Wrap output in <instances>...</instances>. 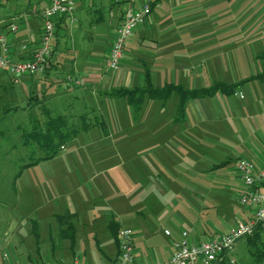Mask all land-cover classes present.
Returning <instances> with one entry per match:
<instances>
[{"label":"crops","instance_id":"crops-1","mask_svg":"<svg viewBox=\"0 0 264 264\" xmlns=\"http://www.w3.org/2000/svg\"><path fill=\"white\" fill-rule=\"evenodd\" d=\"M131 2H113L121 9L111 39ZM79 5L77 0L74 9ZM40 8L32 0L18 6L20 27L12 44L15 58L21 56V44L37 42ZM74 9L72 20L64 16L56 22L44 72L13 82L0 71L6 75L0 79V100L8 105L5 117L14 114L13 104L21 99L20 112L29 116L40 104L42 114L46 109L65 115L70 126L79 128L60 149L71 153L72 160H51L57 153L31 165H44L37 177L40 205L33 207V216L25 217L27 224L13 222L4 232L7 240L1 264L60 260L72 264L74 258L84 264H111L118 251L116 230L122 227L134 233L137 263L166 260L172 241L181 232L187 231L192 242L201 240L184 227L177 212L167 221L160 219L168 195L179 191L192 195L199 204L219 206L220 200L237 204L235 210L224 206L232 221H219L218 230L207 238L222 235L237 220H246L249 213L238 197L227 199L224 192L210 186L224 181L229 187L238 158L257 165L264 159V75L255 77L264 72V0H157L126 43L118 70L103 74L92 53L64 48L68 57L59 59L60 38L80 22ZM61 67L66 73L65 87L57 85L60 92L41 96L42 88L45 93L52 86L45 79ZM147 72L153 88L166 83L188 89L209 88L216 82L237 86L229 94L216 91L189 98L184 114L179 115L178 94L167 99L151 95ZM134 88L138 91L133 103L117 94V90ZM83 150L89 155L80 159L77 153ZM221 167L226 169L222 177L206 175L207 170L215 173ZM245 190L243 185L239 193ZM71 232L73 240L68 237ZM228 257L238 264L251 262L245 237ZM258 264H264V258Z\"/></svg>","mask_w":264,"mask_h":264},{"label":"rangeland","instance_id":"rangeland-1","mask_svg":"<svg viewBox=\"0 0 264 264\" xmlns=\"http://www.w3.org/2000/svg\"><path fill=\"white\" fill-rule=\"evenodd\" d=\"M26 1L27 0H18L19 4H23ZM33 1L35 2L36 8H38L42 6L45 0H32V2ZM78 1L80 2V5L74 9V13L80 18V22L70 33L65 37L62 36L60 38L62 50L59 59L65 61L66 57H68V53H66L64 48H67L70 51L76 50L79 54L86 53L88 55L89 53H92V57L98 61V67L102 74L107 71H117L118 69L111 70L105 66L103 54L107 50L108 43H110L113 29L116 25V14L121 8L113 5V0ZM11 2L12 0H0V20H4L2 22L0 21V27L6 21L4 17L10 13L9 9L11 8ZM111 11L112 14L110 15ZM99 15L103 18L97 21ZM81 59L82 58L80 57L79 60ZM63 69L64 68L61 67L60 70L52 71L50 76L45 79L47 85L52 83L51 88L45 93L43 88L41 89L37 87L44 93H41V96L43 95L48 98L51 97V95L60 92L56 90L57 85L65 87L66 73ZM5 76L4 73H0V79ZM27 80L28 78L25 77L24 82H27ZM37 88H33V90H37ZM4 101L5 100H0V264L3 258L2 251L5 246V241L7 240V236L4 232H8L9 225L11 228L13 222L17 221L27 224L25 223V217L33 216V207L40 205L38 196L39 181L37 177L40 172L44 171V165L41 163L36 165V167H29V170L27 168L25 170L21 168V165L29 160L32 152L33 155L40 154L39 149L36 148L34 144L29 146L22 145L21 133L23 129L26 130L30 127L31 122L29 121V117L30 119L44 118V114L38 110L41 105L36 104V106H34L35 109H31L28 116L27 113L20 112V108L24 105L22 100L16 99L13 104L14 107H16V109L14 108V114L5 117V115H3L6 114L4 109L8 105L4 104ZM86 122H91V120L88 119ZM73 123L74 125H78L79 122ZM76 140L79 142L80 138ZM77 142L76 144H78ZM88 155L89 153H86L84 150L83 152L77 153V156L80 159H84V157H87ZM51 160L66 161L72 160V157L71 153L60 150L57 157ZM209 171L210 170L206 171V175L212 174V176L217 177L220 175L222 177L224 172H226V169L222 167L218 168L215 173H209ZM17 173L18 176H16ZM236 174L237 173L232 174L234 177L232 183H229V187L224 186V181L210 187L224 192L225 195L223 194V197L225 196L227 199H236V197L239 196L238 193L243 187L242 181ZM232 175L230 174L231 177ZM29 184H32L33 186L30 187ZM209 194L211 195L210 192ZM168 197L169 199L168 202H166V208L163 211L164 216H161L162 218L160 217V219L167 221L169 216L172 215V212H177L185 221L184 227L201 240H206L208 233L210 234L218 230L216 224L219 221L222 223L225 221H232V216H230L227 213L228 210H225L224 208L225 205H229L233 210H235L237 205L232 201H227L225 203L223 200H220L221 204H219V206H211L209 203L199 204L198 201H194L191 198L193 197L192 195L190 197L186 196L181 191L170 194ZM162 232L163 230L161 229V233Z\"/></svg>","mask_w":264,"mask_h":264},{"label":"built area","instance_id":"built-area-1","mask_svg":"<svg viewBox=\"0 0 264 264\" xmlns=\"http://www.w3.org/2000/svg\"><path fill=\"white\" fill-rule=\"evenodd\" d=\"M77 0H45L39 10L41 27L37 42L21 44V56L14 57L13 39L20 27L19 19H13L0 32V71L8 73L13 82L24 75H36L44 72L52 53L55 39V25L58 19L66 16L73 19V9ZM121 0H113L117 3ZM157 0H132L123 10L115 35L111 39L104 63L108 69L119 68L123 50L136 27L142 24L151 13ZM234 170L246 190L239 193L238 200L249 213L246 220H237L235 225L218 237L209 236L206 240L192 242L187 231L181 232L179 239L173 240L171 253L166 260H152L137 263L134 256V233L130 228L118 230V251L111 264H218L225 256H230L236 243L243 237L254 233L256 227L264 228V159L255 164L246 158H238ZM170 235L168 230H164ZM232 263V258H229ZM50 264H64L62 260ZM72 264H84L74 258Z\"/></svg>","mask_w":264,"mask_h":264},{"label":"trees","instance_id":"trees-1","mask_svg":"<svg viewBox=\"0 0 264 264\" xmlns=\"http://www.w3.org/2000/svg\"><path fill=\"white\" fill-rule=\"evenodd\" d=\"M11 8L9 9V14L5 16V23L0 27L3 30L7 25L12 21V18L19 17L20 10L17 7L20 5L18 0H12ZM20 19V18H19ZM20 21V20H19ZM264 72L255 77H263ZM252 78V77H251ZM249 78V79H251ZM146 84L147 91L151 95L156 96L160 99H167L172 93H177L179 97L178 101V113L179 115L184 114V104L185 101L189 98L203 97L210 95L216 91H221L223 93L229 94L232 93L236 84H226L223 82H216L209 88H194L188 89L183 87L180 84L166 83L162 87L153 88L149 83V74L146 73ZM138 88L132 90L120 89L117 90V94L124 95L128 98L129 102L133 103L137 101L136 92ZM16 109V107H14ZM10 109V108H9ZM46 112L44 118H34L30 122V127L28 129H23L21 133V143L24 146H29L34 144L36 148L39 149V155H30L29 160L21 165V168L24 169L28 166H31L40 160H46L54 157L58 151L66 145L69 140L78 132L79 128L70 126V121L67 116L60 114H51L48 111L43 110V113ZM86 123V122H85ZM20 174V171H19ZM18 176V173L16 174ZM63 215H59V220H63ZM119 228L116 230V237ZM68 237L73 240L74 233L71 232L68 234ZM246 244L248 245L249 253L252 257V260L249 264H258L264 258V228L258 226L254 230V233L250 236L245 237ZM118 242V238H117ZM218 264H238L236 262H230L229 257L225 256Z\"/></svg>","mask_w":264,"mask_h":264}]
</instances>
